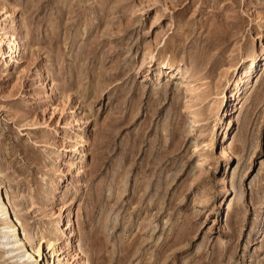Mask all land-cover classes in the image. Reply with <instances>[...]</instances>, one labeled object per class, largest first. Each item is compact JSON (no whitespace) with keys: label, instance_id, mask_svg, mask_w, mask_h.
Instances as JSON below:
<instances>
[{"label":"rangeland","instance_id":"rangeland-1","mask_svg":"<svg viewBox=\"0 0 264 264\" xmlns=\"http://www.w3.org/2000/svg\"><path fill=\"white\" fill-rule=\"evenodd\" d=\"M0 193L39 264H264V0H0Z\"/></svg>","mask_w":264,"mask_h":264},{"label":"bare ground","instance_id":"bare-ground-1","mask_svg":"<svg viewBox=\"0 0 264 264\" xmlns=\"http://www.w3.org/2000/svg\"><path fill=\"white\" fill-rule=\"evenodd\" d=\"M15 43L17 44V42H15ZM145 55H147V54H145ZM15 56H17V55H15ZM255 66H256L255 60H253L250 64V66L247 67L246 72L252 73V69ZM84 154H85V152H84ZM2 199L3 198H2L1 193H0V217L4 221L3 227H0V238L2 239L0 241V245H1L0 246V249H1L0 252L2 254V257L10 256V259L16 258V262L14 264H39L38 260L41 259V255H42V253L40 251L41 246L39 249H36L33 245H30V247L28 248V246H27L28 244L26 241L28 239L26 237H24L23 235H22L23 238L20 237L21 231H19L18 223H16V221L18 219L17 218H15L16 220L13 219L12 215L10 214L11 211H9V207H8L9 204H7L8 201L4 202ZM10 247H12V248L9 249ZM18 250L23 251V253H17V254L13 255V253L15 251L18 252ZM23 258H26L27 260L28 259H32V260L28 261V262L24 261V262L20 263V261ZM63 260H65V258H63Z\"/></svg>","mask_w":264,"mask_h":264}]
</instances>
